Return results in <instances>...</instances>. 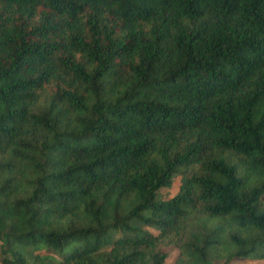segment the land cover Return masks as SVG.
I'll return each instance as SVG.
<instances>
[{
  "label": "trees",
  "instance_id": "16d2710c",
  "mask_svg": "<svg viewBox=\"0 0 264 264\" xmlns=\"http://www.w3.org/2000/svg\"><path fill=\"white\" fill-rule=\"evenodd\" d=\"M170 245L264 257V0H0V264Z\"/></svg>",
  "mask_w": 264,
  "mask_h": 264
},
{
  "label": "rangeland",
  "instance_id": "374dc122",
  "mask_svg": "<svg viewBox=\"0 0 264 264\" xmlns=\"http://www.w3.org/2000/svg\"><path fill=\"white\" fill-rule=\"evenodd\" d=\"M179 183H180V177L177 176L176 178H174L173 185L164 187L158 192V198L161 196H164L166 198L173 196L179 189ZM164 249L168 253L167 264H174L175 259L179 252L178 248L173 245H170V246H166ZM232 264H264V257L237 258L233 261Z\"/></svg>",
  "mask_w": 264,
  "mask_h": 264
}]
</instances>
